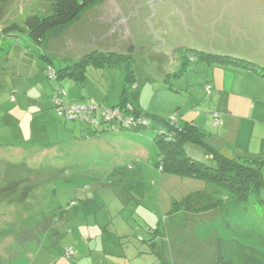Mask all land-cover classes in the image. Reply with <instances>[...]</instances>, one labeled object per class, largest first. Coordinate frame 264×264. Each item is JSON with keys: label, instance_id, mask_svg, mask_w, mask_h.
Instances as JSON below:
<instances>
[{"label": "rangeland", "instance_id": "374dc122", "mask_svg": "<svg viewBox=\"0 0 264 264\" xmlns=\"http://www.w3.org/2000/svg\"><path fill=\"white\" fill-rule=\"evenodd\" d=\"M52 1L0 0V29L3 25L10 24L11 20L21 23L32 12H45L46 6ZM99 1L103 0L89 4L84 16L83 13L80 14L79 18H83L77 22L79 28L76 38L67 52L85 53L88 44L103 42L102 38L97 37V26L88 21L97 10L102 9L97 8ZM103 26L107 35L116 30L113 24ZM137 37L143 40L145 35L141 32L136 38L131 36L133 43H136ZM112 38L109 36L107 43L117 48L119 44L114 45ZM16 43L20 47V39ZM34 55L36 58L35 53ZM134 58L137 84L140 86L135 96H132V104L142 111L166 118L176 114L187 116L190 108H197L196 103L188 105L191 92L199 98L205 97L202 89L196 85L191 86L193 91H188L183 84L181 86L174 81V86H180L182 90L180 93L170 90L171 83L164 77L160 78L162 73L156 71L151 60L141 61L140 56ZM11 59V73L4 70L6 62L3 65L0 61V119L6 116L12 120L6 127H1L0 122V142L4 141L3 132L8 134L7 140H11V133L14 135V141L4 145L8 148L0 149V259L6 263H13V259L17 263H26L37 246L51 241L50 237L44 239V232L49 234L52 231L62 235L61 231L65 229L63 211L76 212L87 197L91 199L88 205L90 214L98 209L102 217L105 215L108 219L109 211L116 213L117 200L119 203L121 199V205L125 204L126 211H129L134 207L129 204V199L133 196L139 198L147 193L148 198L144 196L143 204L147 203L153 210L152 218H149L152 226L162 229L165 226L175 227L172 233L165 232L163 238L157 241L165 243L167 252L172 251V245H179L180 250L175 255L181 264H208L207 245L214 242L218 231L221 244L224 245V254L242 261L243 249L231 238L225 237V233L229 231L224 228L231 225L237 230L263 229L264 192L251 194L245 201H227L228 195L216 185L199 178L163 171L158 165L155 131H135L103 121L98 126H90L87 122L66 120L51 109L44 111L52 112L44 120V117L40 119L36 115L39 105L30 101L25 103L24 109L19 108L24 96L14 90L13 86L19 85L30 96L37 95V89L27 84L26 76L18 75L17 66L22 60L18 57V52L13 53ZM193 60L196 62L197 59ZM54 63L59 66V60L54 59ZM29 64L31 63L24 59L22 67L32 72V66L27 67ZM199 65L195 63L190 67L191 71L180 83L185 85V81L200 82L203 75L199 71ZM126 74L127 66L124 62L98 68L92 63L88 66L84 80L70 77L50 80L47 79L45 70H41L42 81L46 85L57 88L59 82H65L58 85L66 94L63 97L65 102H91L105 107L119 103ZM163 86L167 88L163 89ZM47 96L45 99L48 101ZM96 116L101 119L100 113H96ZM16 119L19 122L15 123ZM31 130L33 137L29 135ZM20 134H24L25 138ZM185 148L189 156L210 162L206 161V152L202 147L188 143ZM198 191L206 195L213 194V200L221 199L219 208H204V205H208L205 203L208 201L205 196L195 200L197 205L187 203V198ZM174 203H187V206L181 208L186 214L174 216ZM136 219L139 220L137 215ZM110 222L108 220V226ZM115 225L117 220L113 226ZM65 242L66 238H63L61 243ZM228 242L231 245L229 248Z\"/></svg>", "mask_w": 264, "mask_h": 264}, {"label": "crops", "instance_id": "0c3cea01", "mask_svg": "<svg viewBox=\"0 0 264 264\" xmlns=\"http://www.w3.org/2000/svg\"><path fill=\"white\" fill-rule=\"evenodd\" d=\"M99 2L100 4L97 8L101 7L102 9L97 10V13L88 21L97 26V37L102 38L103 42L101 44L96 42L88 44L85 53L67 51L69 46L74 44L73 39L76 38L79 28L77 22L83 18H79L80 14L83 13L82 16H84L88 6L81 11L77 21L75 19L68 25L55 29L40 44L27 37H22L20 38L21 45L17 47L16 40L19 39L0 33V58L2 59L0 61H2L3 65L6 62L7 65L4 70L11 73V57L13 53L18 52V57L22 58L17 66L18 75L26 76L27 84L37 89V95L30 96L19 85L13 86L14 90H18L24 96L20 106H18L19 108L24 109L25 103L27 104V101H30L39 105L40 108L37 110L36 115L40 119L44 117L45 120L49 114H52L51 111L44 113L48 109L54 110L53 103L50 100H52L57 90V88H53V85L48 86L42 81L41 70L44 71L47 65H52L58 70L76 63L83 56L95 50L122 53L132 50L133 56H140L141 61L151 60L152 66L156 67V71L162 73L160 78L164 77L167 82L171 83L170 90L177 93L182 90V87L174 86V81L177 84H183L188 91L189 89L192 90L191 86L194 85L202 89L205 94V97L202 98L194 96L193 92H191V100L188 99V105L196 103L195 106L197 108L195 110L190 108V114L187 116L181 114L183 115L181 123L185 120H190L192 124L207 134L206 141L211 146L228 157L264 154V31L249 33L250 35L247 33L248 38L245 39L247 36L244 37L243 42L232 41L228 37L226 38L227 40L219 37L213 39L208 35L199 37L198 39L201 42L194 44L203 48L204 54L219 56L221 60L217 58H200L198 56V58H195L196 55L192 53H188V58L186 59L187 56H184V52L181 51L184 41L178 37L179 35H174L165 41L164 35L160 33L154 34V31L150 30L147 34H144V41L137 37L136 43H133L131 38L119 37L117 34V2L114 0ZM149 15L150 12H147L144 17H149ZM153 18L151 16L148 21L152 23ZM154 23L155 25L158 24L157 22ZM104 24L106 26L113 24L116 30L112 34L107 35L103 30ZM109 36L113 37L114 45L119 44L117 48H114L116 46L113 45L109 46L107 43ZM134 38H136V35H134ZM24 59L31 63L27 67L32 66V72L26 71L22 67ZM54 59L59 60V66L54 63ZM193 59H197L196 62ZM186 60H188L187 67L182 73L176 75L175 73ZM195 63L200 64L199 71L203 75L201 81L192 83L185 81V85L180 83L188 75L191 71L190 67H193ZM64 83L59 82L57 87ZM206 86H210V92L206 91ZM166 88L167 86H163V89ZM46 95H48V101L45 99ZM215 112L218 113L221 119L218 124L214 123L213 115ZM43 113L44 115H42ZM10 121L12 120L8 117H2L0 119L1 127L8 126ZM14 122H19V119ZM7 135L6 132H3L5 142H0V149L8 148L4 145H9V141H14L12 133L10 134L11 140H7ZM20 135L25 138L24 134ZM29 135L33 137L32 130ZM197 153L199 152L197 151ZM205 155L206 160L211 161V157L206 153ZM207 194H202V196H205V198L213 196V194ZM144 196L148 198L147 193L139 198L134 196L130 198L129 204L131 206L134 205V207H131L132 210L129 211H126L125 204H123L124 206L121 205V199L119 203L117 200L116 213L109 211L108 219L104 217L105 215L102 217L101 211L98 209H95L92 215L90 214L88 205L91 199L87 197V200L82 203V207L79 210L73 213H69V210L65 212V229L61 231L62 235L60 238L55 232L51 231L49 234L44 232V239L50 237L51 241L37 246L26 263H21L20 261L17 263L16 259L15 262L13 259V263H6L0 259V264H163L164 260L167 264H181V261H177L175 255L180 250L179 245L173 243L172 251L167 252L168 248L166 249L165 243L161 244L157 241V239L163 238L165 232L172 233L175 227L154 228L150 221L153 210L147 203L143 204ZM173 211L174 216L186 214V211L181 210V208L177 209V211L175 208ZM136 215L139 220L136 219ZM108 220L111 221L110 226H108ZM115 220H117V225L113 226ZM224 229L229 231V233H225V237L231 238L243 249L242 261L233 257L229 258L230 256L224 254V245L221 244L222 240L218 236V231L214 242L207 245L209 251L208 264H223V262H220V257H222L223 261H226L224 262L225 264H264V227L258 231L254 229L251 231L233 229L229 225V228L227 226ZM63 238H66L65 244L61 243ZM230 246L228 242L227 248ZM69 250L73 251V255L67 258L65 254Z\"/></svg>", "mask_w": 264, "mask_h": 264}, {"label": "trees", "instance_id": "16d2710c", "mask_svg": "<svg viewBox=\"0 0 264 264\" xmlns=\"http://www.w3.org/2000/svg\"><path fill=\"white\" fill-rule=\"evenodd\" d=\"M96 1L97 0H53L50 5L46 6L45 12H32L26 16L21 23L11 20L12 22L10 24L2 26L0 33L16 39L27 37L35 43L40 44L52 31L74 21L85 7ZM194 54L200 58H217L221 60L219 56L204 54L201 51H199V53L194 51ZM187 58L188 56L186 59ZM134 59L131 52L122 53L118 51L104 52L95 50L83 56L72 65L59 68L58 70L52 65H47L44 70L46 73V70L52 67L55 71L56 78L54 79H50L46 75L47 79L50 80H59L66 77L84 80L87 77L86 73L88 66L92 63L96 64L97 68L103 67L104 65L106 66V64L116 65L118 62L126 63L127 74L122 84L120 101L116 106L122 108L126 112V115H128V112H131V114H129L130 116L133 115L137 118L141 117L148 122L147 127H137L135 131L149 129L156 132L154 141L158 147V165L162 167L163 171L179 176L199 178L209 184L216 185L228 195L227 201H245L250 198L251 194L264 192V154H259L257 156L228 157L220 150L211 146L206 141L207 134L199 127L192 124L190 120H185L181 123L180 120L183 115H178V121L173 123L170 118L144 112L132 104V96L133 94L135 96L139 88L137 84L136 63L133 62ZM187 65L188 60L182 63L181 68L175 74L182 73ZM58 90H60L59 87H57L56 93ZM188 143L202 147L206 154L211 157V161L209 160L210 162L207 163L189 156L185 148ZM201 197H203L202 193L198 191L196 194L187 198V203L189 202L191 205H195V200L197 201V199ZM207 200L206 204L208 205H204V208L210 206L219 208L222 203L221 199L213 200L207 198ZM187 203L183 205L174 203L173 209H179L185 205L187 206ZM220 262L225 264L224 262L226 261H223L222 257H220ZM163 264H167L165 260Z\"/></svg>", "mask_w": 264, "mask_h": 264}, {"label": "flooded vegetation", "instance_id": "af4514ba", "mask_svg": "<svg viewBox=\"0 0 264 264\" xmlns=\"http://www.w3.org/2000/svg\"><path fill=\"white\" fill-rule=\"evenodd\" d=\"M119 37L147 34L152 31L174 35L184 41V56L205 52L196 44L202 36L244 41L247 33L264 31V0H117ZM152 5V6H151ZM152 16V26L147 20ZM154 22L158 24L155 25ZM151 24V23H150ZM175 32V33H173ZM132 33V35H131ZM211 34V35H210ZM249 34V35H250ZM203 43V42H202Z\"/></svg>", "mask_w": 264, "mask_h": 264}, {"label": "built area", "instance_id": "2783aa9c", "mask_svg": "<svg viewBox=\"0 0 264 264\" xmlns=\"http://www.w3.org/2000/svg\"><path fill=\"white\" fill-rule=\"evenodd\" d=\"M46 75L50 79L56 78V73L52 67L46 70ZM210 86H206V91L210 92ZM66 94L58 90L56 95L53 96L54 110L60 117L66 120H79L80 122H87L90 126H98L103 122L116 123L117 127L125 129H135L137 127L148 126V122L143 118L134 117L133 115H126L125 111L119 106L105 107L103 105L93 103H80V102H65L63 97ZM96 113H100L101 119L96 116ZM214 123L221 122L218 113L215 112ZM171 122L176 123L178 121V114L170 118ZM162 169V167H160ZM73 255V251L69 250L65 256L70 258Z\"/></svg>", "mask_w": 264, "mask_h": 264}, {"label": "water", "instance_id": "95a60500", "mask_svg": "<svg viewBox=\"0 0 264 264\" xmlns=\"http://www.w3.org/2000/svg\"><path fill=\"white\" fill-rule=\"evenodd\" d=\"M151 6H152V5H151ZM149 18H150V17H148L147 20H148ZM150 23H151V22H150ZM150 23H149V24H150ZM150 26H152V23L150 24ZM151 29H152V28H151ZM152 31H154V30L152 29ZM154 34H156L155 31H154ZM155 38H156V35H155ZM260 38H261V37H260ZM260 41H261V40H260ZM211 43H212V42H211ZM243 45H244V44H243ZM156 46H158V45H156ZM161 50H162V49H161ZM157 52H159V51H157ZM167 55H168V54H167ZM168 56H169V55H168ZM169 58H170V57H169ZM142 84H143V83H142ZM139 86H140V85H139Z\"/></svg>", "mask_w": 264, "mask_h": 264}]
</instances>
